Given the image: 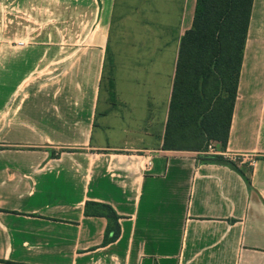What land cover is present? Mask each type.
Segmentation results:
<instances>
[{
  "label": "crops",
  "instance_id": "0c3cea01",
  "mask_svg": "<svg viewBox=\"0 0 264 264\" xmlns=\"http://www.w3.org/2000/svg\"><path fill=\"white\" fill-rule=\"evenodd\" d=\"M195 7L0 0V264H264V0L221 152L239 172L163 147Z\"/></svg>",
  "mask_w": 264,
  "mask_h": 264
},
{
  "label": "trees",
  "instance_id": "16d2710c",
  "mask_svg": "<svg viewBox=\"0 0 264 264\" xmlns=\"http://www.w3.org/2000/svg\"><path fill=\"white\" fill-rule=\"evenodd\" d=\"M251 7L252 0H196L192 27L180 42L165 150L195 152L200 163L239 172L231 159L205 152L210 143L220 152L227 145ZM85 214L106 219L104 245L118 239L119 217L110 206L87 202Z\"/></svg>",
  "mask_w": 264,
  "mask_h": 264
},
{
  "label": "built area",
  "instance_id": "2783aa9c",
  "mask_svg": "<svg viewBox=\"0 0 264 264\" xmlns=\"http://www.w3.org/2000/svg\"><path fill=\"white\" fill-rule=\"evenodd\" d=\"M205 154H216V155H221V152L219 150L216 149V144L215 143H210L207 146V151L205 152ZM233 162H235L237 164V166L239 165H243L244 161H243V157H237V156H233L230 158Z\"/></svg>",
  "mask_w": 264,
  "mask_h": 264
},
{
  "label": "rangeland",
  "instance_id": "374dc122",
  "mask_svg": "<svg viewBox=\"0 0 264 264\" xmlns=\"http://www.w3.org/2000/svg\"><path fill=\"white\" fill-rule=\"evenodd\" d=\"M60 39V43L61 44H69V45H73V44H77V43H80L81 39L76 37V36H69V37H66L64 39V41L62 40V38H58ZM53 40H55V38H53ZM37 43L36 44H45V38H37ZM66 42V43H65ZM55 43V42H54ZM213 89H215V86L213 85ZM217 146V145H216Z\"/></svg>",
  "mask_w": 264,
  "mask_h": 264
}]
</instances>
